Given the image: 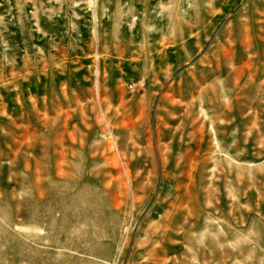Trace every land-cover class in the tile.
<instances>
[{"label": "rangeland", "instance_id": "1", "mask_svg": "<svg viewBox=\"0 0 264 264\" xmlns=\"http://www.w3.org/2000/svg\"><path fill=\"white\" fill-rule=\"evenodd\" d=\"M0 264H264V0H0Z\"/></svg>", "mask_w": 264, "mask_h": 264}]
</instances>
